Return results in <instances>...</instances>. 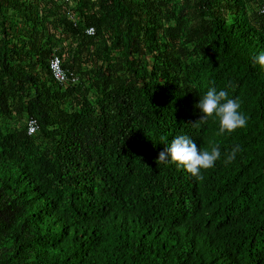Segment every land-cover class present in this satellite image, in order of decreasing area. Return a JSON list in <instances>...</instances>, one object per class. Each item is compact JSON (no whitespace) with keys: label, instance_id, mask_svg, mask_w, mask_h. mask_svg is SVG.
<instances>
[{"label":"trees","instance_id":"16d2710c","mask_svg":"<svg viewBox=\"0 0 264 264\" xmlns=\"http://www.w3.org/2000/svg\"><path fill=\"white\" fill-rule=\"evenodd\" d=\"M250 2L74 0L73 22L57 0H0V264H264V14ZM56 47L74 86L51 79ZM210 87L239 98L246 127L193 125ZM179 135L219 146L203 180L156 162Z\"/></svg>","mask_w":264,"mask_h":264},{"label":"clouds","instance_id":"9594fccd","mask_svg":"<svg viewBox=\"0 0 264 264\" xmlns=\"http://www.w3.org/2000/svg\"><path fill=\"white\" fill-rule=\"evenodd\" d=\"M254 63L264 67V52L254 57ZM195 107L203 115L193 125L206 123L209 117L214 116L219 122L218 135L225 132L232 133L247 125V117L240 111L239 98H230L226 90L217 91L215 87L208 88ZM237 151H239L238 145L233 147L231 152L226 153L224 163H231L235 159ZM220 158L221 151L218 145H212L210 150H201L190 137L179 135L158 153L156 162L167 163L170 159L171 162L183 167L197 180H203L202 170L214 167Z\"/></svg>","mask_w":264,"mask_h":264},{"label":"built area","instance_id":"2783aa9c","mask_svg":"<svg viewBox=\"0 0 264 264\" xmlns=\"http://www.w3.org/2000/svg\"><path fill=\"white\" fill-rule=\"evenodd\" d=\"M61 4L64 5H71L73 4L74 0H58ZM251 6L253 9L259 13L264 14V0H250ZM67 18L74 22L72 16L68 13L66 14ZM84 34L92 35L93 29L86 28L84 30ZM54 49L53 53L51 54L49 61H48V69L51 76L52 81L61 87H68L74 86L78 83V78L76 74L71 71L65 70L61 66L60 57L55 52ZM25 130L27 136H34L38 132V124L33 118H27L25 122Z\"/></svg>","mask_w":264,"mask_h":264},{"label":"rangeland","instance_id":"374dc122","mask_svg":"<svg viewBox=\"0 0 264 264\" xmlns=\"http://www.w3.org/2000/svg\"><path fill=\"white\" fill-rule=\"evenodd\" d=\"M180 0H176V2H179ZM57 2H58V0H57ZM68 7V13L72 16V18L74 17V11H73V13L69 10V7L71 8V7H73V4H71V5H69V6H67ZM74 19V18H73ZM2 21V18H1V16H0V22ZM67 40H62L61 39V43L58 45V46H60V47H63L61 50H64V51H66L67 50V48H66V45H67ZM61 50H59L58 49V47H56V53H57V55L60 57V60H61V62H62V59H63V56L61 55L62 54V52H61ZM85 64H83L82 65V68H85ZM78 78V77H77ZM78 80H79V78H78ZM81 82V81H80ZM83 84L84 85H87L88 84V82L86 81V80H84L83 81ZM23 119L22 118H14L13 120H12V122H11V126L12 127H21L22 125H23Z\"/></svg>","mask_w":264,"mask_h":264}]
</instances>
